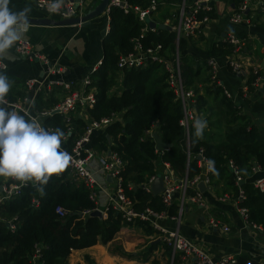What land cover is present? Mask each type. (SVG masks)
Instances as JSON below:
<instances>
[{
    "label": "trees",
    "instance_id": "obj_1",
    "mask_svg": "<svg viewBox=\"0 0 264 264\" xmlns=\"http://www.w3.org/2000/svg\"><path fill=\"white\" fill-rule=\"evenodd\" d=\"M127 1L131 5L145 8L151 0ZM163 1L172 7L181 2ZM190 1L192 0H186ZM230 1L237 3L240 0ZM161 8L162 6L159 11ZM168 15L174 17L175 13ZM166 17L168 16H162L160 22ZM109 27L108 33L102 39L101 64L89 75L91 86L95 88V104L87 108V113L90 119L100 120L111 113L119 112L122 114V122L116 121L105 126L103 130L94 131L88 145L97 152L112 150L117 153L124 165L121 171L124 186L126 187L128 182L136 185L132 190L126 188V194L136 202L135 208L141 210L149 206L157 212L166 211L168 215H175V202L166 207L159 194L145 193L138 185L158 173L162 161L170 164L177 178L187 176L191 179L199 171L195 157L202 147L207 160L214 162L210 173L211 182L217 185L219 181H223L224 187L232 189L235 194L237 186L227 163L231 160L238 166L246 178L241 185L245 200L241 201L240 205L248 209V222L264 229V192L254 188L252 181L256 177L251 173V166L258 165L262 169L261 175L264 176V140L260 131L251 117L241 113V108L227 98L221 88L209 85L208 76V87L205 90L207 94H221L218 107L223 108L221 115L224 117L225 126L214 119L211 120L216 113L212 111L213 107L208 104L207 99L198 94L196 83L201 69H208L206 58H222L230 54L231 46L222 41H211L206 49L207 57L200 59L188 52L194 38L180 40L184 86L196 93L194 107L197 113H209L204 119L207 127L202 138L196 136L195 127H190L189 144L186 145L185 132L180 125L181 104L167 84L166 74L161 66L151 64L145 68L123 69L119 91L113 90L117 84L118 54L131 50V39L139 35L142 24L133 13L124 14L122 10L114 7L109 12ZM238 35L243 36L241 32H238ZM146 36V43L160 42L168 51L175 48V35L167 29L158 28L155 33L148 32ZM7 77L11 82L8 102L22 99L25 95L24 81ZM252 81L253 77H248V92L254 90ZM52 94L53 91L47 98L39 95L36 99V110L51 107L56 102ZM153 123L156 124L161 140L172 145L162 153L155 151L153 138L146 134ZM43 124L54 130L61 129L64 137L67 134L64 118L60 114L45 117ZM70 124L72 132L66 136L67 149H70L82 134L85 121L78 115L70 114ZM40 187L39 185L38 188ZM38 188L23 187L19 196L0 203V264H68L72 250L87 248L97 243L105 245L113 240L123 225L131 223L124 221L120 213L112 210L108 211L106 217L93 215L97 205L89 197L90 190L82 182L73 181L68 168L58 176H52L48 183L43 185V191L37 194ZM191 193L189 190V194ZM33 196L39 199L38 207L31 205ZM58 205L69 213L59 217L54 211ZM84 211L88 213L84 214ZM14 215L18 216V221L16 229L12 232L6 226V221ZM133 223L147 234L156 231L149 222L136 219ZM155 246L150 245L148 252ZM33 256L37 257L36 261L32 259ZM85 260L92 263L88 257H85ZM246 263L247 259L241 261L239 258L238 264Z\"/></svg>",
    "mask_w": 264,
    "mask_h": 264
},
{
    "label": "built area",
    "instance_id": "obj_2",
    "mask_svg": "<svg viewBox=\"0 0 264 264\" xmlns=\"http://www.w3.org/2000/svg\"><path fill=\"white\" fill-rule=\"evenodd\" d=\"M35 8L46 15L49 19L65 20L74 17H81L82 12L73 1L64 0V4L59 13H50L47 9L53 0H32ZM221 0H192L186 2L182 0L178 6L176 15L173 17H166L162 24L169 27V31L174 33V50L168 51L164 48L162 43H154L150 41L146 43L145 38L147 33H155L157 27H149V15L157 11L159 3L157 0H151L150 4L142 8L140 6L131 5L127 0H109L104 13L109 18V12L111 8H119L124 14L133 13L138 21L142 24L139 35L132 38V48L127 52H120L116 61V81L114 91H119L122 78L123 69L131 68H145L151 64H157L162 67L166 74V82L174 92L176 98L180 101L182 109V118L180 125L185 132L186 145L189 144V128L194 127L196 119H202L197 113L194 107L195 103V91L190 88H185L182 77V63L180 58L179 43L181 39L194 38L198 39L206 34L205 28L210 27L212 14L218 12L217 4ZM232 5L228 14H222L225 16V21L231 25L239 28H248L252 26L250 20V10L256 9L264 15V0H240L239 2H231ZM218 14V13H217ZM107 18V19H108ZM152 20V19H151ZM109 21V20H108ZM157 24V23H156ZM109 22L106 26V33L109 31ZM219 41L227 43L231 46L232 50L230 54L224 55L222 58L209 56L206 58V65L209 71V85H214L222 89L223 94L230 98V93L225 89L222 81L218 78L217 72L221 67V62L224 60V64L232 72H244L246 71L247 79L243 92H248L247 80L252 76L253 81L251 86L255 89L257 85L264 82V72L255 63H252L250 58L246 54L247 43L243 36H239L235 32H226ZM15 50L22 56L30 59L37 60L43 64H46L44 68V77L42 79H29L24 82L26 89H31L35 84L37 88H44L48 93L54 92L56 89L63 90L65 95L56 100V102L49 108H43L41 110H33V98L24 95L22 99L14 102H9V106L14 108L19 114L25 115L26 119L36 117L41 125L47 129L54 130L52 127H47L42 123V120L53 114H60L64 118L67 134L72 132V126L70 124V114H75L81 117L85 121V126L82 134L73 142L70 149H65L72 157V160L67 167L69 175L75 182H82L90 190V199L96 203V181L92 175L90 169V162L95 158L100 165L102 171L113 182L112 196L108 200L107 204L102 207H95V210L101 212L102 217H106L109 210L120 213L121 218L126 222H133L136 219L149 222L150 226L157 231L159 240L166 246L172 249L173 253H180L184 257L197 256L198 264H238L237 257L234 255H224L216 260H210L207 256L202 255L196 245L192 242L184 239L178 232V225L174 230L168 229L161 225L160 221L163 218L168 217L172 221L180 222L181 216L184 212L186 204H200L202 205L203 199L201 192L197 188V184L202 182L205 186L211 185L210 173L213 169L209 167V160L205 157L204 149L201 147L196 155L198 173L189 179L187 176L177 178L173 168L168 162H161V170L148 177V179L138 185L145 193L151 194V185L159 174L162 176L163 191L159 193L161 202L169 207L175 202L177 210L175 215H168L166 211L157 212L149 206L143 207L141 210L135 208V201L126 194L127 190L135 189L136 185L131 182L126 183L124 186V180L121 176L123 169V162L119 159L116 152L112 150L97 152L93 147L88 144L90 142L91 135L94 131L103 130L105 126L119 121L122 122V114L119 112L111 113L109 116L100 120L87 119V108L93 107L95 104V88L91 86V79L88 76L81 81V88L79 91L72 90L71 83L62 79L64 69L57 65L56 62L51 63L47 57L43 54L33 50L31 44L26 40H20L15 45ZM262 50V58L264 62V46ZM97 67L94 69V71ZM81 112H79V110ZM84 109V110H83ZM57 111L56 113H53ZM157 132L156 124L153 123L146 134L152 138V133ZM65 136V138H66ZM64 138V139H65ZM108 151H110L108 153ZM156 152H158L155 149ZM162 153V152H158ZM189 156V153H187ZM188 165V164H187ZM231 174L234 178V183L237 186V193L234 197V203L236 205L237 212L243 217V219L251 225L253 228H261L255 224L248 222V209L245 206H241L240 202L245 200V194L240 186V183L245 181V177L239 170L238 166L231 160L228 161ZM252 175L262 173V169L258 165L251 166ZM252 184L254 188L260 192H264V176H258L253 179ZM0 203L13 199L21 194L22 188L27 186H33L38 188L39 185L28 182L27 184H21L19 181L5 178L0 181ZM189 190L192 192L189 194ZM40 192V188L37 190V194ZM177 194V197H176ZM227 195L221 197V201H225ZM31 205L38 207L39 199L37 196H33L31 199ZM55 213L59 217H64L69 212L61 206H56ZM88 211H84V214ZM18 216L14 215L6 221V226L10 231L16 229V223ZM222 230L227 232L228 228L221 226ZM33 256L32 259H35Z\"/></svg>",
    "mask_w": 264,
    "mask_h": 264
},
{
    "label": "crops",
    "instance_id": "obj_3",
    "mask_svg": "<svg viewBox=\"0 0 264 264\" xmlns=\"http://www.w3.org/2000/svg\"><path fill=\"white\" fill-rule=\"evenodd\" d=\"M71 1L79 7L82 14L94 3L99 2V0ZM157 2L159 3L157 11L149 15V22L162 24L161 17L170 14L171 9L176 15L178 6H168L163 0H157ZM232 5L230 0H221L217 4L218 14H213L210 27L205 28L206 34L199 39H194L188 52L200 59H205L207 57L206 49L211 41H219L226 32H241L246 39L247 56L264 72L261 50L264 46V15H261L262 13L256 9H251L249 16L252 26L239 28L227 23L224 20L225 16H222V14L230 12ZM160 6L162 8L159 11ZM26 7L31 8L28 18H47L44 13L35 8L32 0H10L9 9L12 12H20ZM168 10L169 12L166 14ZM107 18L103 12L102 15L85 24L56 26L29 23V30L21 40L28 41L33 50L43 54L51 63L56 62L62 67L64 69L62 79L71 83L72 90L79 91L83 78L94 72L103 59L102 39L106 34V26L109 22V18ZM220 62L221 67L217 76L230 93L229 99L241 108V113L251 117L264 140V82L259 83L252 92L244 94L247 72H232L224 64V60ZM45 67L46 64L40 61L30 60L20 55L15 50V46L6 53V58L0 60V73L19 78L24 82L29 79H42ZM199 75L204 79L202 81H200L201 78L196 79L198 94L207 99L208 104L212 107L213 103L218 102L219 104L221 94L205 93L204 87H208L207 73L201 69ZM48 94L44 88L38 89L37 84L31 89L25 88V95L33 98L32 111L36 109L35 104L38 96L42 95L43 98H47ZM64 95L63 90L56 89L52 98L59 100ZM218 104L216 105L218 106ZM205 113L200 112V118L203 120L207 116ZM87 119H89L88 114ZM64 138L62 145L67 149V140ZM89 166L97 183L96 205L102 208L112 196L113 182L102 171L97 159L94 158ZM252 176L262 175L260 173ZM223 183V181H219L215 185L211 182V185L205 186L204 191L198 189L202 195V205L186 204L178 224L166 217L160 221L161 225L171 230H174L178 225L180 235L196 245L200 253L210 260H216L224 255H234L237 260L239 258L241 261L247 259L246 264H250L251 261L256 264H264V229L262 227L253 228L243 219L237 212L234 203L236 194L232 189L225 188ZM223 195L228 196L225 201H221ZM133 222L123 225L113 240L105 245L97 243L87 248L72 250L68 257V264H198L197 256L184 257L180 253H173L171 248L159 240L157 231L147 234ZM221 226L227 227L228 231H223ZM152 244L156 246L151 252H148V247ZM85 257H88L92 263L85 260Z\"/></svg>",
    "mask_w": 264,
    "mask_h": 264
},
{
    "label": "clouds",
    "instance_id": "obj_4",
    "mask_svg": "<svg viewBox=\"0 0 264 264\" xmlns=\"http://www.w3.org/2000/svg\"><path fill=\"white\" fill-rule=\"evenodd\" d=\"M10 0H0V60L29 30L30 7L20 12L9 9ZM64 0H53L50 13H59ZM11 82L0 73V177L19 181L21 184L33 182L46 185L49 179L58 176L69 166L72 157L61 149L64 132L57 128L47 129L36 117L26 119L9 106L7 96ZM195 134L203 136L207 122L196 119ZM209 167L213 161H209Z\"/></svg>",
    "mask_w": 264,
    "mask_h": 264
},
{
    "label": "water",
    "instance_id": "obj_5",
    "mask_svg": "<svg viewBox=\"0 0 264 264\" xmlns=\"http://www.w3.org/2000/svg\"><path fill=\"white\" fill-rule=\"evenodd\" d=\"M109 0H99L98 3H94L92 6L89 7V9H87L81 17H74V18H69V19H65V20H53V19H47V18H42V19H34V18H28L29 23H36V24H41V25H49V24H53L56 26H64V25H73V24H85V23H89L91 20L99 17L100 15L103 14L107 3ZM160 28V29H167L169 30V27L165 24H156L154 22H149V27L150 28H154V27ZM57 111L53 112L56 113ZM152 138L154 140V144H155V149L158 152H163L166 151L168 149H170L172 147L171 144L169 143H165L161 140V137L159 136V134L157 132L152 133ZM110 151H108L109 153ZM243 184V182L240 183V186ZM152 187V194L154 195H158L160 192L163 191V182H162V176L161 175H157L155 181L153 182V184L151 185ZM197 188L200 191H204L205 190V185L200 182L197 185ZM0 191H1V185H0ZM93 215H97V216H102L101 212L98 210L93 211L92 213ZM250 264H256V262L254 263L253 261L250 262Z\"/></svg>",
    "mask_w": 264,
    "mask_h": 264
},
{
    "label": "rangeland",
    "instance_id": "obj_6",
    "mask_svg": "<svg viewBox=\"0 0 264 264\" xmlns=\"http://www.w3.org/2000/svg\"><path fill=\"white\" fill-rule=\"evenodd\" d=\"M171 11V13H173L174 11L171 9L170 10ZM169 12V10L166 12V14ZM170 13V14H171ZM169 14V13H168ZM168 17H172V16H170V15H167ZM204 71L207 73V75H208V73H209V71H208V69H204ZM209 76V75H208ZM207 77V76H206ZM201 77H200V75L197 77V79H200ZM204 78H201V80L200 81H202ZM204 89H206L207 90V87H204ZM205 93H207V92H205ZM214 104V106H213V108H212V111L213 112H215L216 114L215 115H213L212 116V118H211V120H213L214 119V121H217L218 123H221V125L224 127L225 126V124H224V117H221L222 115L221 114H223V108H221V109H219V107L216 105V104H218V102L217 103H213ZM209 113L206 111V115H208ZM208 129V128H207ZM222 131H223V129H222ZM65 148L66 147H64L63 145H61V149L62 150H65ZM5 178L4 177H0V181L2 182L3 180H4ZM143 230V229H142ZM143 232H145L144 230H143ZM157 235V234H156ZM156 235H154V237H156Z\"/></svg>",
    "mask_w": 264,
    "mask_h": 264
}]
</instances>
